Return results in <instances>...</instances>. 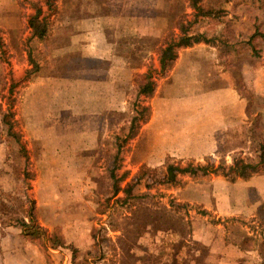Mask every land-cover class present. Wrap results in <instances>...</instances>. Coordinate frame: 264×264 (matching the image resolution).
Instances as JSON below:
<instances>
[{
	"label": "rangeland",
	"instance_id": "1",
	"mask_svg": "<svg viewBox=\"0 0 264 264\" xmlns=\"http://www.w3.org/2000/svg\"><path fill=\"white\" fill-rule=\"evenodd\" d=\"M44 1L0 0V111L13 114L21 135L18 144L0 122V264H201L208 246L232 243L264 253V204L247 210L241 183L264 172L220 175L234 159L255 161L264 146V0H231L219 17L197 19L188 0H58L51 11ZM37 7L51 24L45 43L27 25ZM191 22L214 47L180 49L169 81L159 82L173 86L157 98L176 103L161 122L180 123L184 139L203 125V141L188 157H170L166 147L149 152L141 126L123 144L117 176L125 177L114 187L115 138L134 116V80L155 75L158 48ZM29 53L39 66L31 78ZM224 88L242 103L240 128L229 99L201 108L204 93ZM224 124L229 133L218 132ZM26 197L64 250L45 252L8 226L24 215Z\"/></svg>",
	"mask_w": 264,
	"mask_h": 264
},
{
	"label": "trees",
	"instance_id": "2",
	"mask_svg": "<svg viewBox=\"0 0 264 264\" xmlns=\"http://www.w3.org/2000/svg\"><path fill=\"white\" fill-rule=\"evenodd\" d=\"M57 1L58 0H45L43 4L49 11H51L54 9V5ZM188 1L190 3V7L196 11L194 17L197 19L219 17L218 15L222 13V10L220 9L221 5L226 4L231 0H216L214 1L215 5L210 7L198 6V3L203 0ZM42 14V9L37 7L35 9L34 15L29 17L27 25L31 31V39H34L40 43H45L48 41L50 36L49 33L51 24L46 16H42ZM192 24L193 22L189 24H178L174 28L179 32L177 38H166L164 44L158 48V70L155 72V75L151 70H148L143 74L137 75L134 80L136 102L132 104L131 108V110L134 112V116L130 119L129 127L126 130V134L123 135V138L119 136H116L115 138L117 141V154L114 159L115 166L113 167V170H111L110 176L114 187H117L125 177L124 175H121L120 177L117 176V172L120 168L118 165L120 151L123 148V144L134 139L137 136L140 127L150 118V108L148 105H146V103L153 97L156 90L157 81L159 79L165 78L172 70L180 49L190 48L200 44L213 45L212 39L206 38L203 34L192 33L190 28ZM174 29L171 30L172 34H170V36L173 35ZM254 36L262 37L263 34H260L259 31H256ZM28 61L31 69L28 70L27 76L28 78H31L38 73L39 66L33 60L31 53L28 54ZM0 122L6 128L7 135L10 136L16 143L20 144L21 135L14 129L13 114L11 112L0 111ZM23 157L26 158L24 155ZM171 169L172 168H169V170ZM261 171L264 172V146H261L260 152L258 153L255 161L234 159L233 164L229 166L226 171L222 170L220 175L226 179H229L230 181H234L236 179H247L252 174ZM212 173L216 175L218 174L216 169L212 170ZM24 178H26V180H32L34 176L33 174L26 173ZM23 203L27 207V209H25L24 215L19 219L10 221L11 223H8V226H18L22 236L26 237L32 242H37L40 248L45 252L59 249L64 250L66 246L61 241V239L57 235L50 234L46 229L39 225L34 216V202L26 197ZM2 206V209L5 210V205L3 203ZM258 250L260 255L264 258L262 249L259 247Z\"/></svg>",
	"mask_w": 264,
	"mask_h": 264
},
{
	"label": "crops",
	"instance_id": "3",
	"mask_svg": "<svg viewBox=\"0 0 264 264\" xmlns=\"http://www.w3.org/2000/svg\"><path fill=\"white\" fill-rule=\"evenodd\" d=\"M128 3H132L129 1H126ZM177 59L174 63V66L172 70L169 73H173L175 69V65L177 63ZM166 78V79H165ZM163 79H159L157 81V86L155 93L151 99L148 100L146 105L150 108V118L148 121L142 125L140 135L143 136V146L145 150H150L151 152L153 149H159L161 150L163 147L169 148L171 151L168 152L170 157H178V156H185L188 157V155H196V153H189L187 152L188 148H194L198 147L200 142L203 140L202 134L204 132V127L201 128L200 124H195L194 126H191L189 129V132L191 133L190 138H185L181 132L182 128L178 127L180 123H177L176 121L172 120L168 123L161 122V118L163 115H174V107L176 105L175 102H168L159 100L157 96L160 95V99L164 98V95L162 94V91L167 92L170 87L173 85L168 84L161 88V84L159 83L160 80H164L167 83L170 79V77H165ZM161 91V92H160ZM219 99H222L221 101H217ZM229 99L228 103H226V100ZM208 100H210L208 102ZM215 104L214 106H217L220 108V105H224L226 103V107L228 105H231L232 112L234 110L235 116L232 118V124L236 128H240L241 124H245L243 122L244 115L242 111V103L239 100V97L234 94L229 88L224 89H218L216 91H209L203 94L202 96V106L207 104ZM199 102L197 103L198 106ZM162 108H166L169 112H164ZM214 109V107L212 108ZM228 109V108H227ZM231 124V125H232ZM215 128L213 125L210 127L207 126L206 129V135L207 131H210L212 133L211 135H214ZM234 128V129H236ZM218 132L221 133H229L230 130L227 128V126L224 124L221 128H219ZM180 133V134H179ZM26 139V137H24ZM162 143H166L165 145H162ZM178 144V145H176ZM214 146H211L208 144V149H213ZM176 149H183L184 151H176ZM204 152V151H201ZM210 150H208L207 155L212 154ZM156 156L154 153H150L148 157ZM160 160L158 161L159 165ZM149 165V164H147ZM149 166H154V164H151ZM244 185V188L248 192L246 201L247 210L253 211V208L259 207V205L264 204V175H258L254 178H252L251 181H245L241 182ZM36 205H39L38 202H36ZM249 206V207H248ZM233 209V208H232ZM231 211V209H230ZM229 213V212H228ZM228 213H225L228 215ZM230 215V214H229ZM232 216V214L230 215ZM40 222V221H39ZM41 227L46 229L47 227L44 226L42 223L39 224ZM48 232L49 230L46 229ZM6 237L1 238V240H6ZM62 241V239H61ZM63 242V241H62ZM207 255L204 258V262L201 264H264V258L260 255L259 250L257 248H244L241 247L235 243L224 244V246H220L219 248H216V246H208L206 248ZM210 259H214L215 262L211 263Z\"/></svg>",
	"mask_w": 264,
	"mask_h": 264
}]
</instances>
